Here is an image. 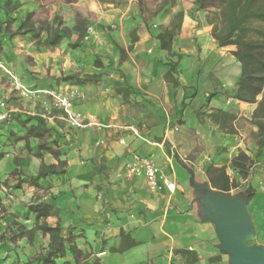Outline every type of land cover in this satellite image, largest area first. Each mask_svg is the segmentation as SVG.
Here are the masks:
<instances>
[{
  "label": "crops",
  "instance_id": "0c3cea01",
  "mask_svg": "<svg viewBox=\"0 0 264 264\" xmlns=\"http://www.w3.org/2000/svg\"><path fill=\"white\" fill-rule=\"evenodd\" d=\"M204 28L209 35L201 41L214 43L217 56H224L229 65L220 69L214 84L217 93L209 97L203 111L198 110L197 99L204 97V90H213L212 85H207L212 64L200 70V56L207 61L208 55L202 51L196 57L197 53L188 50L192 56H187L181 35L174 37L168 53L160 49L156 37L152 38L136 24L128 35L120 33L122 46L112 44L110 49L97 52L95 56L80 54L73 59L60 50L63 45L37 51L36 46L23 37L2 45L0 64L16 73V84L23 90L20 91L0 68V100L6 102V109H0V113L7 112L8 118L14 113L43 118L45 126L54 136L58 135L61 158L67 162L64 175L41 182L47 194L39 202L60 211L58 217H49L46 222L53 227L59 220L61 228H73L78 248L91 253L103 264H228L227 255L217 248L214 226L200 216L199 204L189 185L188 169H194L187 165L191 161L183 158L188 157L192 139H196L192 132L199 131L204 124L214 128L212 134L207 135L212 140L211 149L220 152V148H226L216 155L215 167L225 166L228 175L234 173L230 162L239 150L254 159L248 179L240 183L255 190L246 207L257 236L262 234L264 242V218L259 208L264 193L259 194L258 189L260 183L264 186V149L255 159L253 148L247 150L242 140L222 133L202 116L212 110L228 112L236 117L232 122L236 129L238 117L249 120L256 104L221 94L226 87L234 89L240 65L230 55L235 47H218L210 36L211 26L207 23ZM134 37L137 40L131 43ZM222 50L226 52H220ZM27 57H32L33 65L27 64ZM96 57L103 68L93 66ZM171 65L177 86L164 78ZM93 74L100 75L99 81L76 85L62 80L73 75L82 78ZM52 93L72 95V112L93 125L80 130L69 128L62 111L54 107ZM10 128L18 136L25 131L15 123ZM130 128L135 129L138 136H134ZM4 135L6 137V133ZM121 139L124 144L120 143ZM36 144V139L30 140L32 148ZM4 150L6 155L0 161L4 171H13L17 157L22 159L21 179L37 174L40 162L27 155L24 142L19 141L14 149L5 147ZM130 152L150 157L158 178L173 183L174 191L169 192L160 183V190L152 193L146 189L142 178L128 177L126 167ZM43 155L46 164H56L51 155ZM121 233L137 245L121 253L112 252L111 249L121 244ZM39 235L42 236L37 232L35 238Z\"/></svg>",
  "mask_w": 264,
  "mask_h": 264
},
{
  "label": "trees",
  "instance_id": "16d2710c",
  "mask_svg": "<svg viewBox=\"0 0 264 264\" xmlns=\"http://www.w3.org/2000/svg\"><path fill=\"white\" fill-rule=\"evenodd\" d=\"M209 0H195L194 4L199 10H204V4ZM214 11L208 19L211 26L210 36L217 43L218 47L225 48L233 46L235 50L230 52L236 62L240 65V75L235 83L230 97L243 103L256 104V108L250 116L249 124L256 131L253 134V142L257 148L258 156L264 148V0H215ZM0 9L4 18L0 19V38L10 41L16 37L30 36V39L39 44L38 50H53L59 47L63 41H67L72 48L79 46L83 41L86 28L83 24H75L71 28L65 26L57 17L53 23L43 24L30 22L32 14L27 15L26 20H20L16 28L13 24L16 19L12 12L17 9L12 4V0H5L0 4ZM179 27L161 30L156 39L161 50L168 53L172 50L174 37L177 35ZM76 35L75 44L70 43L72 35ZM137 40L132 38L131 43ZM3 43L0 42V49ZM120 53L124 52L120 49ZM121 55V57H122ZM95 68H103V64L98 57L93 62ZM174 66L171 65L164 78L177 86L178 82L173 79ZM100 75H84L82 78L68 76L63 81H72L76 85L95 83L99 81ZM129 89V88H128ZM126 92H131L127 90ZM210 123L216 125L225 134L235 135L237 130L232 122L236 117L222 110H212L210 113L202 114ZM199 117V116H198ZM13 123L24 128L22 135L18 136L10 128ZM29 125V126H28ZM4 132L6 137H4ZM36 139L35 147L30 146V140ZM58 135L54 136L52 130L45 126L43 118L40 116H26L22 114H10L9 118L0 122V161L5 157V147L24 142V149L28 156L38 159L40 166L35 176L21 179V174L17 167L20 159L14 158V169L11 175H16L17 180L13 186L20 189L26 184L36 190L43 189L42 181L52 176H62L66 173L67 162L62 159V151L58 145ZM43 153L52 156L56 164H46ZM178 163L183 164L179 159ZM254 159L239 150L237 155L231 160L230 167L236 174L237 179L232 180L226 172V167H215L213 164L206 169V175L211 185L218 191L230 194V191L241 186L240 181H246L249 177ZM4 184H6L4 182ZM245 202L247 203L255 194L251 186H247L244 191ZM28 214L32 217V227L27 228L18 225L12 233L11 241L25 239L28 243H33L35 234L39 232L43 237L48 238L46 248L40 251L33 259L21 262L17 256L10 264H103L100 259L92 256L89 252H83L76 244V238L72 233L73 228L64 230L60 227L59 220L55 226H50L46 220L49 217H58L59 209L49 204L36 202L27 207ZM28 218V217H26ZM27 220V219H26ZM121 244L118 248L111 249L112 252H123L137 244L129 242L128 236L121 233ZM126 239V241H125ZM7 247L4 243V235H0V253ZM222 252V251H221ZM225 254L224 252H222ZM70 259V260H69Z\"/></svg>",
  "mask_w": 264,
  "mask_h": 264
},
{
  "label": "rangeland",
  "instance_id": "374dc122",
  "mask_svg": "<svg viewBox=\"0 0 264 264\" xmlns=\"http://www.w3.org/2000/svg\"><path fill=\"white\" fill-rule=\"evenodd\" d=\"M4 1L0 0V4H3ZM194 2L195 0H12V4L17 6V9L12 12V16L16 19L13 28L18 26L20 20H26L29 14H32L30 22H34L36 25L38 23L51 25L55 17L59 18L65 26L70 28L77 23L83 24L86 28V34L78 47L72 48L67 41H63L60 45H63L60 49L63 54L73 59L80 56V54L85 57L95 56L97 52L108 50L109 46H113L112 44L122 46L120 33L128 35L136 24L140 25L142 30L152 38H155L161 30L179 27L176 36L181 35L184 37V43L182 44L184 49L187 50L186 55L192 56L188 53V50H193L197 53L196 57H199L202 51L208 55L207 61L200 56V62H202L200 70H204L205 66L212 64L209 67L210 75L207 76V85H212L213 90H204V97H198L197 99L198 110L203 111V105L209 97L217 93L214 84L218 81L220 69L228 67L229 63L224 59V56L221 58L217 56V53H215L217 48L212 45L214 43L201 41L209 35V31L207 32L204 27L208 23L211 12L214 11L216 1L209 0L205 2L204 10H199ZM3 18L4 16L0 9V19L2 20ZM23 38L36 46L38 51L39 44L33 42L30 36L26 35ZM4 39V37L0 38V42L3 44L7 42ZM75 41L76 35L73 34L70 43L75 44ZM220 52H226V50ZM26 62L28 65H33L32 57H27ZM17 66L16 64L14 68L17 69ZM15 74H13L14 77L17 76ZM112 83L114 84V82ZM226 88L221 94L230 97L232 88ZM19 90L21 91V89ZM195 94H197V91H195ZM205 94L207 95L205 96ZM201 126L199 131L192 132L196 139H192L188 157L183 156V158L191 161L187 165L192 170L194 169L192 172L196 173L194 175L195 180L197 182H206L208 179L205 172L207 167L214 164L216 155L226 151V148L222 147L220 152H214L209 145L212 140L207 138V135L212 134L214 128L213 126L207 128L205 124ZM235 127L237 133L234 139L242 140L247 150L253 148V156L256 159L257 148L253 142L254 132L252 131L254 127L243 116L238 117ZM14 145H8V147L14 149ZM17 169L22 176L23 170L20 163ZM11 172L4 171L2 166H0V235H4V243L7 246L0 253V264H10L15 260V256L21 262L29 261L40 251L44 250L48 242L47 237L40 235L35 238L33 243H28L25 239L18 240L16 243L10 240L13 236L12 233L19 224L31 228L32 217L28 214L27 207L32 203L42 201V197L47 194L45 192L47 189L44 187L41 190L34 188L29 190L32 187L26 184L22 185L20 189H15L13 186L17 177L16 175H11ZM229 176L232 180L237 179L235 173H229ZM245 188L246 185L243 183L240 187L233 189L230 194H241ZM258 189H260L259 194L262 195L264 186L261 183L258 185ZM259 208L261 209V216L264 218L263 200L260 201ZM62 229L66 230V228ZM251 244L264 247L263 235L259 233ZM58 262L60 264L61 261Z\"/></svg>",
  "mask_w": 264,
  "mask_h": 264
},
{
  "label": "water",
  "instance_id": "95a60500",
  "mask_svg": "<svg viewBox=\"0 0 264 264\" xmlns=\"http://www.w3.org/2000/svg\"><path fill=\"white\" fill-rule=\"evenodd\" d=\"M188 172L200 216L214 226L217 248L227 255L228 264H264V247L251 244L257 231L248 213L244 193L220 192L209 181L197 182L194 173L190 169Z\"/></svg>",
  "mask_w": 264,
  "mask_h": 264
},
{
  "label": "built area",
  "instance_id": "2783aa9c",
  "mask_svg": "<svg viewBox=\"0 0 264 264\" xmlns=\"http://www.w3.org/2000/svg\"><path fill=\"white\" fill-rule=\"evenodd\" d=\"M0 68L4 70V72L15 82L17 88L22 89L21 86L16 84L15 77L11 71L5 68L0 64ZM23 90V89H22ZM54 107L58 110H61L64 116V121L68 125L69 128L74 130H80L85 127L91 126L93 124L86 122L79 114H75L71 110L72 104V95L71 96H63L60 93H52L50 94ZM0 109H6V102L4 100H0ZM8 118V113H0V122L4 121ZM134 136H138L137 131L133 128L129 129ZM178 129L175 128L174 131ZM121 144H124V140H120ZM131 159L126 167V174L130 178H142L144 180V184L146 189L149 192L155 193L160 190V183H162L169 192L174 191V184L169 182L167 179L157 176V168L154 165L152 159L150 157H143L139 154L129 153Z\"/></svg>",
  "mask_w": 264,
  "mask_h": 264
}]
</instances>
